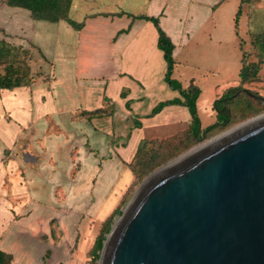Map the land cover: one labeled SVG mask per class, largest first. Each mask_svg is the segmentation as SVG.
Masks as SVG:
<instances>
[{
  "label": "rangeland",
  "instance_id": "374dc122",
  "mask_svg": "<svg viewBox=\"0 0 264 264\" xmlns=\"http://www.w3.org/2000/svg\"><path fill=\"white\" fill-rule=\"evenodd\" d=\"M241 1L71 0L66 18L51 22L0 0V78L23 80L14 90L0 88V250L12 257L10 264H99L93 250L105 222L112 217L111 231L152 173L264 114V0ZM130 15L160 17L178 47L189 34L173 78L201 89L203 131L217 122L215 104L233 88L225 106L231 123L199 143L189 130L148 142L141 152L140 146L130 163L120 157L119 168L133 177L116 188L124 176L111 166L129 141L135 102L145 111L179 96L164 82V61L145 85L120 86L124 75L112 70V61L98 59L117 43ZM69 20L84 26L76 29ZM245 65L256 66L258 75L241 84ZM21 103L26 111L20 113Z\"/></svg>",
  "mask_w": 264,
  "mask_h": 264
},
{
  "label": "water",
  "instance_id": "95a60500",
  "mask_svg": "<svg viewBox=\"0 0 264 264\" xmlns=\"http://www.w3.org/2000/svg\"><path fill=\"white\" fill-rule=\"evenodd\" d=\"M99 264H264V114L152 173Z\"/></svg>",
  "mask_w": 264,
  "mask_h": 264
},
{
  "label": "crops",
  "instance_id": "0c3cea01",
  "mask_svg": "<svg viewBox=\"0 0 264 264\" xmlns=\"http://www.w3.org/2000/svg\"><path fill=\"white\" fill-rule=\"evenodd\" d=\"M209 11L211 12V10ZM143 22L144 23L142 24L133 23L130 33L123 34L112 48L109 47L107 48V50H105L106 54L104 56H103L104 54L103 52L102 55H100L98 58L100 60L101 57H105V62L112 61L111 63L112 70L116 73H120L124 75L122 77L118 76L117 81L120 82V86H123L122 85L123 83H126V85H130V86H136L137 84L135 85V82L137 83L141 82L145 85V83L142 81L145 79V76L153 73L157 66L160 67L163 64V61L165 62L163 58V53L158 49V33L156 28L152 23H148L145 21ZM131 23L132 21L130 22V24ZM120 30H118V32ZM167 34L173 40L172 36L169 33ZM184 37L186 38V40L184 44H181L179 47L178 44L173 40L175 44L174 58L176 57V54L179 51L178 49L181 47L184 48L186 46L185 43H188L190 39L189 34L187 33H185ZM95 63H97V61ZM166 71H167V64H166L165 75H166ZM129 78L131 80L129 81L126 80ZM164 82H165V76H164ZM114 83L115 81H113V85ZM193 84L195 85V83ZM121 88L119 87V89L116 92L118 93L119 90H121ZM163 88L165 87L163 86ZM175 92L179 94L178 91ZM225 92L226 91H224V93ZM171 96H175V94ZM178 98L183 100V98L179 94L178 97H174L172 99L160 101L157 104L155 103L153 105H150L149 108L145 111H138L139 108L143 109L142 107L143 104L140 102L138 103L135 102L136 108H134L133 111V118L135 121L131 130L129 141L127 144L120 147V149H117L118 150L117 158L114 159L112 163L115 164L114 165L115 169H112L113 166H111V170H120L119 172H123V176H124L123 180L120 183L118 182V180L116 181L117 183L116 188H118L119 185H124L125 183L129 182L133 177L131 171L128 172L126 171V169L119 168L118 163L120 161V157L124 160L125 164L130 163L135 158L139 147L142 146L143 143L145 142L148 143L158 139H165L166 137H173L176 134L187 132L191 129L192 121H193L192 115L189 109L185 106H178V105L167 106L158 114L155 115L152 114L153 109L157 107L161 102L171 101ZM199 100H200V96L197 100V108H198ZM21 105L22 103L19 104V106L17 107V110H19L20 113L21 111L22 112L26 111L24 108L20 107ZM46 195H48V193ZM113 195L100 208V215L106 213L111 207V204L113 203ZM45 203L51 204V198H49L48 202L45 201Z\"/></svg>",
  "mask_w": 264,
  "mask_h": 264
},
{
  "label": "trees",
  "instance_id": "16d2710c",
  "mask_svg": "<svg viewBox=\"0 0 264 264\" xmlns=\"http://www.w3.org/2000/svg\"><path fill=\"white\" fill-rule=\"evenodd\" d=\"M67 2L66 8H63V4ZM247 0H242L241 3H245ZM8 4L12 7H21L28 11H30L33 17L37 20H46L51 22H58L62 19L66 18V12L69 10L71 5V0H8ZM241 13V9L239 11L238 17ZM125 13H120L118 16H122ZM132 23L128 26L127 29H122L118 32L117 37L123 34H129L132 25L135 21H145L148 23H152L157 30L158 33V49L163 53V58L167 64V71L165 75V82L172 88L174 91H178L180 96L183 98L174 99L171 101L161 102L157 107H155L152 111V114H158L165 107L178 105L185 106L189 109L192 115V127L188 132V137H194V141L199 143L204 140L206 133L213 131L216 128H225L230 122V113L229 110L225 109V106L228 101H232L231 91L233 88L228 89L224 95L216 102L215 110H217V122L207 127L204 131L201 130V120L198 115L197 108V100L201 94V89L194 84H191L187 88H184L181 82L173 78L174 69H175V44L171 37L164 31V29L160 25V17L156 16H148V15H140V16H132ZM237 17V18H238ZM71 26L76 29H81L84 24L78 23L73 20H69ZM1 54L0 49V57ZM258 75V68L256 66H243L240 73L241 84H244L251 79L255 78ZM23 86V80L20 78H13V76L8 75L6 77L0 78V88L6 90H14L15 88H19ZM240 91V88H234ZM229 102V103H230ZM146 143H143L139 152L144 151L143 149L146 146ZM138 152V154H139ZM151 167V166H150ZM149 167V168H150ZM112 218V217H111ZM111 218L105 222V226L108 227L105 233H109L110 231V221ZM105 233L101 234L96 241L93 256L94 259L97 260L100 258V251L103 249V244L106 239ZM12 261V257L10 255L5 254L0 250V264H10Z\"/></svg>",
  "mask_w": 264,
  "mask_h": 264
}]
</instances>
